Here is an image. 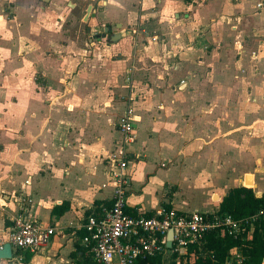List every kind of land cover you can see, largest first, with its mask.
Instances as JSON below:
<instances>
[{
    "label": "crops",
    "instance_id": "1",
    "mask_svg": "<svg viewBox=\"0 0 264 264\" xmlns=\"http://www.w3.org/2000/svg\"><path fill=\"white\" fill-rule=\"evenodd\" d=\"M258 1L0 0V245L21 194L55 228L47 246L0 264H94L80 224L111 200L104 158L119 145L133 89L129 210L192 211L176 205L185 197L175 168L213 181L209 205L246 175L264 191ZM147 189L159 193L155 204Z\"/></svg>",
    "mask_w": 264,
    "mask_h": 264
},
{
    "label": "built area",
    "instance_id": "2",
    "mask_svg": "<svg viewBox=\"0 0 264 264\" xmlns=\"http://www.w3.org/2000/svg\"><path fill=\"white\" fill-rule=\"evenodd\" d=\"M263 6L264 1L256 3L258 9ZM3 14L4 9L0 7V20ZM183 84L185 81L179 80L178 86ZM138 94L133 89L128 95L116 122L119 145L104 158L112 184L111 200L95 209L80 224V244L85 254L94 264H195L197 259L214 260L215 250L211 244L215 240L222 243L232 240L235 245L227 250L224 264H243L247 258L244 252L247 244L255 234H263V207L240 217L218 207L185 211L160 206L147 214L141 209H128L127 168L131 159L127 147L135 140L136 116L131 103ZM17 202L18 209L5 238L11 251L35 252L47 246L55 233L54 226L41 222L29 212L30 199L23 194L17 196Z\"/></svg>",
    "mask_w": 264,
    "mask_h": 264
},
{
    "label": "trees",
    "instance_id": "3",
    "mask_svg": "<svg viewBox=\"0 0 264 264\" xmlns=\"http://www.w3.org/2000/svg\"><path fill=\"white\" fill-rule=\"evenodd\" d=\"M245 182L247 186H252L249 175H246ZM66 207L67 205L61 206L55 211L60 213ZM260 207L264 208V191L257 195L252 188L242 185L231 187L218 203L219 210L229 212L234 217L251 214ZM211 245L215 250L214 260L197 259L195 264H224L227 250L234 246L235 242L227 240L222 243L220 240H215ZM244 250L247 258L243 261V264H261L264 257V231L262 235L255 234L251 243L247 244Z\"/></svg>",
    "mask_w": 264,
    "mask_h": 264
},
{
    "label": "rangeland",
    "instance_id": "4",
    "mask_svg": "<svg viewBox=\"0 0 264 264\" xmlns=\"http://www.w3.org/2000/svg\"><path fill=\"white\" fill-rule=\"evenodd\" d=\"M174 175V182L179 183L182 187V195L185 197V200L181 202H176V205L180 208H185L188 210H208L209 208H216L218 207L219 198L212 196L211 203L206 202L208 193L205 190V185L211 184L213 181L209 180L207 182H203L205 180L204 176H194L192 174L182 173V169L175 168L173 171ZM246 183V182H245ZM243 184L245 187H249L246 184ZM261 186H258L260 188ZM147 197L149 199H153V203L155 204V198L157 199L159 193L155 192L154 190L147 189L146 191ZM216 195V194H214ZM179 198H183L179 196Z\"/></svg>",
    "mask_w": 264,
    "mask_h": 264
},
{
    "label": "water",
    "instance_id": "5",
    "mask_svg": "<svg viewBox=\"0 0 264 264\" xmlns=\"http://www.w3.org/2000/svg\"><path fill=\"white\" fill-rule=\"evenodd\" d=\"M43 1H47V0H43ZM90 9H91V7L88 6V8L86 10V14L84 16V20L87 19V16L90 12ZM115 37L117 38L118 34H110L108 39L110 41H114L116 39ZM216 196L214 195V197H216ZM170 237H171V231H169V233H168V241H167L168 246L170 245ZM11 258H12V251H11L10 244L7 241H5L2 243V245L0 247V259L10 260Z\"/></svg>",
    "mask_w": 264,
    "mask_h": 264
},
{
    "label": "bare ground",
    "instance_id": "6",
    "mask_svg": "<svg viewBox=\"0 0 264 264\" xmlns=\"http://www.w3.org/2000/svg\"><path fill=\"white\" fill-rule=\"evenodd\" d=\"M216 196V195H215Z\"/></svg>",
    "mask_w": 264,
    "mask_h": 264
}]
</instances>
